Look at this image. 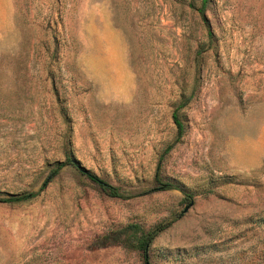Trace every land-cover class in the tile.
Here are the masks:
<instances>
[{"label": "rangeland", "instance_id": "1", "mask_svg": "<svg viewBox=\"0 0 264 264\" xmlns=\"http://www.w3.org/2000/svg\"><path fill=\"white\" fill-rule=\"evenodd\" d=\"M67 155L121 197L43 186ZM29 192L0 264H145L93 245L129 222L169 223L149 264H264V0H0V200Z\"/></svg>", "mask_w": 264, "mask_h": 264}, {"label": "trees", "instance_id": "2", "mask_svg": "<svg viewBox=\"0 0 264 264\" xmlns=\"http://www.w3.org/2000/svg\"><path fill=\"white\" fill-rule=\"evenodd\" d=\"M206 0H203V4H205ZM201 14L204 12V8L202 7L200 10ZM179 107V106H178ZM173 123L176 126L177 137H180L184 131V125L179 119L177 115V108L172 112ZM71 165L80 171L82 174L86 175L90 180L97 183L103 190H105L108 195L113 197H121V193L119 189L111 184H109L104 179L98 177L96 174L91 172L89 169L85 168L80 164V162L74 158V156L67 155L65 160L56 162L53 168L50 170L49 175L47 176L43 186H45L58 172L59 170L66 166ZM160 165L158 164L156 167L154 180L159 185L157 189H170L176 188L177 185L169 182L163 181L160 176ZM36 194L33 192L25 193L22 195H12L8 198H3L0 201L2 202H18L30 199L34 197ZM191 194L184 193L185 197H190ZM169 223L160 222L152 227L145 228L141 224L136 222H129L124 226L109 230L104 234L96 237L93 241L94 247H105L108 245H120L124 248L130 250H136L141 253L145 264H149L148 262V250L152 241L155 239L158 234L163 231Z\"/></svg>", "mask_w": 264, "mask_h": 264}]
</instances>
